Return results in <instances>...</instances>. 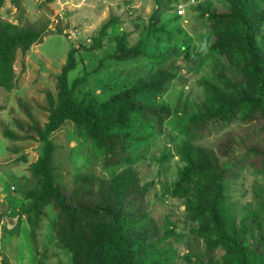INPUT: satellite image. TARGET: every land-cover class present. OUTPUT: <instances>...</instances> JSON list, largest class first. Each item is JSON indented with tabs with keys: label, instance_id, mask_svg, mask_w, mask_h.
Listing matches in <instances>:
<instances>
[{
	"label": "rangeland",
	"instance_id": "374dc122",
	"mask_svg": "<svg viewBox=\"0 0 264 264\" xmlns=\"http://www.w3.org/2000/svg\"><path fill=\"white\" fill-rule=\"evenodd\" d=\"M181 3L185 5L182 15L178 13ZM249 6L262 16L264 0H253ZM232 12V0H24L21 9L6 1L0 18L22 25L49 22V30L26 55L18 53L14 86L0 89V264L5 260L75 264L73 252L58 239V214L53 206L45 207L33 232L23 215L31 201L22 194L34 185L31 166L44 152V143L31 126L43 127L48 122L50 97L56 106L58 75L73 49L77 66L69 74V83L72 86L76 79L86 78L75 89V100L102 108L162 69L174 79L160 92H144L134 99L152 112L169 108L171 115L158 125L153 113H134L133 126L119 130L129 135L123 143L125 151L112 156L109 165L105 150L79 135L76 125L67 121L50 136L57 146L60 184L71 193L77 178L86 176L93 178V189L99 190L130 167L140 179V188L149 184L145 194L131 192L129 197H135L132 209L141 215L149 212L142 227H149L150 241L164 231L171 234L164 250L154 253L157 248H143V258L136 257L140 264H238L229 246L211 248L208 238L199 233L200 224L186 210L187 200L174 195L179 167L184 166L178 149L191 138L195 146L211 150L219 162L232 168L228 177H233L229 203L235 216L234 231L250 252V264H264V117L189 129L188 117L204 108L208 84L224 86L228 78L246 86L245 63L235 54L219 52L214 30L224 21L222 16ZM123 32L129 33V46L142 49L145 55L130 61L114 59ZM98 40L103 46L92 50ZM259 44L264 50V25ZM6 133L20 138L12 139ZM164 155L169 157L164 160ZM236 161L240 164L235 166ZM189 187L193 190L188 196L195 198L197 186ZM242 225H247L246 234Z\"/></svg>",
	"mask_w": 264,
	"mask_h": 264
},
{
	"label": "trees",
	"instance_id": "16d2710c",
	"mask_svg": "<svg viewBox=\"0 0 264 264\" xmlns=\"http://www.w3.org/2000/svg\"><path fill=\"white\" fill-rule=\"evenodd\" d=\"M6 1H10L18 9L24 3V0H0V9ZM54 1L56 0H42ZM252 1L232 0V14H224L222 24L214 26L220 42L219 52L235 54L245 63L247 88L245 83H235L228 78H224V86L208 84L202 103L204 108L188 117L192 122L189 129H196L199 124L200 128H205L207 124L219 121L264 117V50L259 44L264 11L258 17L249 6ZM111 23L103 27L102 34ZM48 30L49 22L22 25L0 18V89H11L14 86L18 53L26 55L33 45L43 41ZM118 39V51L113 56L114 59L130 61L145 55L142 49L129 46L128 32H123ZM102 46V42L98 40L91 49L97 50ZM76 66L73 49L69 52L62 73L58 75L56 106L50 97L48 122L43 127L37 123L31 126L37 133L38 140L44 143V152L31 166L35 182L32 188L22 193L31 201L23 215L27 216L35 232L45 214V207L53 206L58 214V239L64 248L73 252L75 264H140L136 257L143 258V248H157L154 253L164 250V244L171 236L168 231H164L150 241L149 227H142L149 212L141 215L136 208L132 209L135 197H129L131 192L143 195L148 191L149 184L140 188L137 173L129 167L111 181H106L99 190L93 189V178L79 176L70 193L59 182L60 175L55 164L57 146L50 136L67 121H72L79 135H86L105 150L109 165L112 156L122 155L125 151L123 143L129 135L119 130L133 126L134 119L131 116L134 113H153L158 119V125H162L170 117L169 108L153 109L152 112L137 103L134 97L149 91L160 92L174 76L161 69L151 80L141 81L98 108L94 102L85 103L74 99L75 89L86 81L84 77L78 78L70 85L69 74ZM6 135L12 139L20 138L12 133ZM178 154L184 166L179 167L174 195L187 200L186 210L192 221L200 224L199 233L208 238L212 249L229 246L238 257V264H250V252L243 244L242 236L234 231L235 216L229 203L233 177H228L232 168L225 162H219L211 150L195 146L191 138L183 141ZM168 157L169 155H164L162 159ZM238 164L239 161L233 163L235 166ZM194 183L197 192L195 198H190L188 195L193 189L189 186ZM242 231L247 233V225H242ZM2 264L12 263L5 260Z\"/></svg>",
	"mask_w": 264,
	"mask_h": 264
},
{
	"label": "built area",
	"instance_id": "2783aa9c",
	"mask_svg": "<svg viewBox=\"0 0 264 264\" xmlns=\"http://www.w3.org/2000/svg\"><path fill=\"white\" fill-rule=\"evenodd\" d=\"M178 8H179L178 13H179L180 15H182V14L185 13V5H184L183 3H181V4L178 6Z\"/></svg>",
	"mask_w": 264,
	"mask_h": 264
}]
</instances>
